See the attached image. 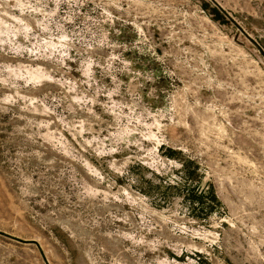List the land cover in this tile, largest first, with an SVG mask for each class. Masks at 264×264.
Returning a JSON list of instances; mask_svg holds the SVG:
<instances>
[{
	"label": "rangeland",
	"instance_id": "374dc122",
	"mask_svg": "<svg viewBox=\"0 0 264 264\" xmlns=\"http://www.w3.org/2000/svg\"><path fill=\"white\" fill-rule=\"evenodd\" d=\"M0 264H264V0H0Z\"/></svg>",
	"mask_w": 264,
	"mask_h": 264
}]
</instances>
